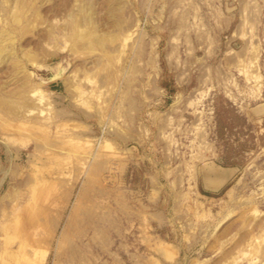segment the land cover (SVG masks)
<instances>
[{"label": "rangeland", "instance_id": "obj_1", "mask_svg": "<svg viewBox=\"0 0 264 264\" xmlns=\"http://www.w3.org/2000/svg\"><path fill=\"white\" fill-rule=\"evenodd\" d=\"M0 48V264H264V0H0Z\"/></svg>", "mask_w": 264, "mask_h": 264}, {"label": "crops", "instance_id": "obj_2", "mask_svg": "<svg viewBox=\"0 0 264 264\" xmlns=\"http://www.w3.org/2000/svg\"><path fill=\"white\" fill-rule=\"evenodd\" d=\"M235 175L236 171L233 168H206L200 172V179L206 187L217 189L231 180Z\"/></svg>", "mask_w": 264, "mask_h": 264}, {"label": "bare ground", "instance_id": "obj_3", "mask_svg": "<svg viewBox=\"0 0 264 264\" xmlns=\"http://www.w3.org/2000/svg\"><path fill=\"white\" fill-rule=\"evenodd\" d=\"M0 51H1V48H0Z\"/></svg>", "mask_w": 264, "mask_h": 264}]
</instances>
